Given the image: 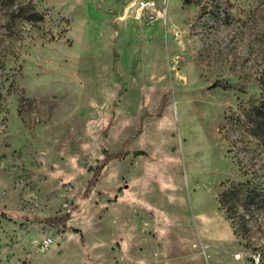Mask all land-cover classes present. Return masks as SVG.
I'll use <instances>...</instances> for the list:
<instances>
[{
    "label": "rangeland",
    "instance_id": "rangeland-1",
    "mask_svg": "<svg viewBox=\"0 0 264 264\" xmlns=\"http://www.w3.org/2000/svg\"><path fill=\"white\" fill-rule=\"evenodd\" d=\"M25 1L42 20L0 0V264H264V200L218 201L264 193V0Z\"/></svg>",
    "mask_w": 264,
    "mask_h": 264
},
{
    "label": "trees",
    "instance_id": "trees-1",
    "mask_svg": "<svg viewBox=\"0 0 264 264\" xmlns=\"http://www.w3.org/2000/svg\"><path fill=\"white\" fill-rule=\"evenodd\" d=\"M3 1H6L8 4L14 6V8L12 9V16L15 18L24 19L26 21H31V22H37L42 20L43 15L40 12H38L29 1L1 0V2ZM260 84L262 89V95L260 101L257 104L252 105L248 109H244L243 116L251 134L264 143V79L263 78L261 79ZM219 85H221L223 88L237 86V84L229 83V82H220ZM157 114H159V112ZM110 121H111V117L108 121L107 126L103 130V134H105L106 131L108 130ZM127 152L128 151L125 149H120L115 152H105L104 158L99 163L96 170L93 171L92 177L89 179L86 192L88 191L89 187L93 184L97 172L105 162H107L109 159L121 158L125 154H127ZM133 154H144V152L136 150L133 151ZM263 200H264V193L262 189L257 185L249 186L247 181L244 183H240L236 186H231L228 189L222 190L218 196L220 207L226 211L227 216L230 218H232L233 213H236L239 207L243 208L250 205L257 207L261 205ZM49 219L58 220L55 217H50ZM75 231H77V229H75Z\"/></svg>",
    "mask_w": 264,
    "mask_h": 264
},
{
    "label": "built area",
    "instance_id": "built-area-1",
    "mask_svg": "<svg viewBox=\"0 0 264 264\" xmlns=\"http://www.w3.org/2000/svg\"><path fill=\"white\" fill-rule=\"evenodd\" d=\"M125 12L132 19L151 24L156 20H164L166 9L160 0H133L125 7ZM243 256L242 252L234 253L235 258ZM253 264H258L261 260L259 252L248 254Z\"/></svg>",
    "mask_w": 264,
    "mask_h": 264
},
{
    "label": "crops",
    "instance_id": "crops-1",
    "mask_svg": "<svg viewBox=\"0 0 264 264\" xmlns=\"http://www.w3.org/2000/svg\"><path fill=\"white\" fill-rule=\"evenodd\" d=\"M131 1H133V0L128 1V3H130Z\"/></svg>",
    "mask_w": 264,
    "mask_h": 264
}]
</instances>
